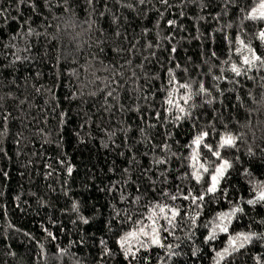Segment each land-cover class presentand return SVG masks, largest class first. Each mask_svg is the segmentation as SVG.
<instances>
[{
    "label": "trees",
    "instance_id": "trees-1",
    "mask_svg": "<svg viewBox=\"0 0 264 264\" xmlns=\"http://www.w3.org/2000/svg\"><path fill=\"white\" fill-rule=\"evenodd\" d=\"M259 2L0 0V264H264Z\"/></svg>",
    "mask_w": 264,
    "mask_h": 264
},
{
    "label": "snow or ice",
    "instance_id": "snow-or-ice-1",
    "mask_svg": "<svg viewBox=\"0 0 264 264\" xmlns=\"http://www.w3.org/2000/svg\"><path fill=\"white\" fill-rule=\"evenodd\" d=\"M247 19H251V20H264V0H260L259 4L254 7L251 12L246 16ZM171 23V22H170ZM259 38L261 40H264V31H261L259 33ZM243 45V41L240 42ZM248 51L251 53V58L249 56H244L243 57V63L246 65H254L256 62H260L261 64H264V58L257 56L256 53L254 51H252L251 48H248ZM232 71L235 72L237 75L241 74V69H239L238 67H236L235 65H233L232 67ZM181 87H186L185 85H181ZM168 103L171 105L172 104V100L171 98H169ZM181 111H183V109H181ZM206 135V133L204 134ZM203 140V135H199L197 136L193 143L199 147L201 142ZM234 144V139L232 136H225L221 138L220 141V147H226V146H233ZM207 147V145H206ZM213 154L215 156H217L219 158L220 153L218 151H214ZM198 156V153H196L195 151L193 152V160H196ZM201 167H203V165H201ZM229 167V165L227 164V162L223 163L220 167H218L216 169V174L212 176V186L208 189L209 192H215L216 191V186L219 183V179L223 176V173L227 170V168ZM205 171H207V169H205ZM193 176L196 178V180L199 182L200 180V175L198 174V172H193ZM191 195V193L189 194ZM188 197H185V199H187ZM196 199H203L202 196L200 197H193V200L195 201ZM259 199L264 200V193H261ZM160 213H163L165 211L164 206H160L159 208ZM157 215V213L155 211L152 212V215L148 217L149 220H152V224L149 225L148 227L151 228V238H152V243L153 244H159L160 243V237H159V226L156 223V220L154 219V217ZM177 215V213L175 211H172V217L168 218V222L171 225L172 223V218H174ZM140 233L148 236L149 233L145 231L144 227L140 228ZM130 236L135 235V233H130ZM244 239H248V237H244Z\"/></svg>",
    "mask_w": 264,
    "mask_h": 264
},
{
    "label": "rangeland",
    "instance_id": "rangeland-1",
    "mask_svg": "<svg viewBox=\"0 0 264 264\" xmlns=\"http://www.w3.org/2000/svg\"><path fill=\"white\" fill-rule=\"evenodd\" d=\"M211 186H212V185H211ZM211 186H210V187H211Z\"/></svg>",
    "mask_w": 264,
    "mask_h": 264
}]
</instances>
